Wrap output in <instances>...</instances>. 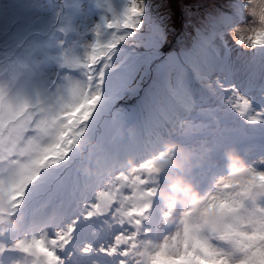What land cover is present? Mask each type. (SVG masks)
<instances>
[{"label": "snow or ice", "instance_id": "6c2138e0", "mask_svg": "<svg viewBox=\"0 0 264 264\" xmlns=\"http://www.w3.org/2000/svg\"><path fill=\"white\" fill-rule=\"evenodd\" d=\"M254 188L264 0H0V264H264Z\"/></svg>", "mask_w": 264, "mask_h": 264}, {"label": "clouds", "instance_id": "9594fccd", "mask_svg": "<svg viewBox=\"0 0 264 264\" xmlns=\"http://www.w3.org/2000/svg\"><path fill=\"white\" fill-rule=\"evenodd\" d=\"M188 160L189 157L184 155L182 159L169 161L168 166L182 169ZM225 168L227 172L225 179H238L240 175H246L240 157L231 152L226 156ZM169 189L170 191L168 193L163 194V198L165 200L175 199L180 205L197 206L202 199L198 193L191 192L187 185H183L179 178H174L172 180ZM262 195H264V191L254 188L250 193L249 199L250 201L255 200Z\"/></svg>", "mask_w": 264, "mask_h": 264}, {"label": "rangeland", "instance_id": "374dc122", "mask_svg": "<svg viewBox=\"0 0 264 264\" xmlns=\"http://www.w3.org/2000/svg\"><path fill=\"white\" fill-rule=\"evenodd\" d=\"M183 2V0H182ZM187 2V1H186ZM199 2V4H196V11H203L205 7H207L208 5H211L213 3H216V1H211V0H199L197 1V3ZM229 40L231 41V37H229Z\"/></svg>", "mask_w": 264, "mask_h": 264}, {"label": "trees", "instance_id": "16d2710c", "mask_svg": "<svg viewBox=\"0 0 264 264\" xmlns=\"http://www.w3.org/2000/svg\"><path fill=\"white\" fill-rule=\"evenodd\" d=\"M197 1H199V0H183V3L188 4L189 6H191L193 8L194 11H196L195 10V8L197 6L196 4H199V2L197 3ZM211 1H216V3L221 2V0H211Z\"/></svg>", "mask_w": 264, "mask_h": 264}]
</instances>
